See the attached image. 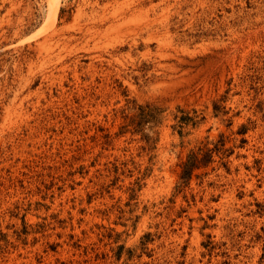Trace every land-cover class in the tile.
Segmentation results:
<instances>
[{
  "label": "rangeland",
  "instance_id": "1",
  "mask_svg": "<svg viewBox=\"0 0 264 264\" xmlns=\"http://www.w3.org/2000/svg\"><path fill=\"white\" fill-rule=\"evenodd\" d=\"M0 264H264V0H0Z\"/></svg>",
  "mask_w": 264,
  "mask_h": 264
},
{
  "label": "trees",
  "instance_id": "2",
  "mask_svg": "<svg viewBox=\"0 0 264 264\" xmlns=\"http://www.w3.org/2000/svg\"><path fill=\"white\" fill-rule=\"evenodd\" d=\"M65 11H67L65 8L61 9V14H63ZM141 112L138 115V120L135 124L136 131H143L144 126L146 123H160V115L162 113V109L157 106H152L150 104H147L146 106L141 105ZM137 119V118H136ZM145 137L150 140L149 135L145 134ZM210 161V158H200L199 154L197 152H192L188 159L183 164V170L181 173V179L183 181H188L191 179L193 172L196 168H199L201 166H206V164Z\"/></svg>",
  "mask_w": 264,
  "mask_h": 264
}]
</instances>
